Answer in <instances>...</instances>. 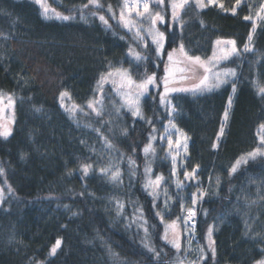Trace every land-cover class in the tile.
Segmentation results:
<instances>
[{"label":"trees","instance_id":"16d2710c","mask_svg":"<svg viewBox=\"0 0 264 264\" xmlns=\"http://www.w3.org/2000/svg\"><path fill=\"white\" fill-rule=\"evenodd\" d=\"M47 1L64 14L87 3ZM101 2L105 7H117L118 13L123 5V0ZM261 2L264 0H243L235 16L218 7L223 3L225 9H231L235 0H218L217 5L199 12L189 8L182 13L183 30L175 26L177 40L167 50L178 47L181 38L190 55L203 59L210 55L217 39L235 40L242 50L252 27L243 17H254ZM41 11L35 0H0V93L12 95L15 101L12 135L0 139V166L17 195L16 203L0 208V264H171L177 254L161 239L163 225L156 213L161 212L164 222L183 217L192 207L191 194L198 188L207 195L198 201L201 208L196 234L204 240L208 227L213 226L216 248L215 260L209 258L206 264H252L259 260L264 247L260 238L264 236V158L249 161L229 175L236 159L257 147L258 126L264 123V99L251 83L260 66L250 68L247 64L255 57L245 54L243 61L234 57L229 63L241 65V79L219 142L216 137L231 86L196 96L171 94L176 107L173 121L189 137L188 152L178 172L182 175L199 165L198 179L182 180L185 187L178 190L161 156L149 161L143 152L150 134L157 133L167 118L166 107L154 96L144 97L141 104L151 124L127 114L118 123L108 118L103 122L75 121L60 104L61 91H67L69 100L79 106L94 99L97 82L110 65L112 69H130L134 79L142 78L144 65L136 68L129 55V48L136 47L132 33L108 15L110 29L95 17L89 16L87 22L79 16L59 21L45 19ZM253 46L264 53V23H257ZM163 64L150 52L149 74H161ZM95 128L111 141L112 149L104 146ZM214 143H218L216 149ZM129 157L135 161L132 169ZM82 163L92 164L87 176L80 169ZM146 164L152 169L151 178L164 176L168 208L164 207L163 191L153 207L151 190L144 187ZM109 166L119 168L122 182H112L100 172ZM141 216L148 222L152 246L160 252L158 262L143 247ZM245 221L251 229L248 235H244ZM57 239L62 241L61 247L50 256ZM184 254L179 255L182 258Z\"/></svg>","mask_w":264,"mask_h":264},{"label":"snow or ice","instance_id":"6c2138e0","mask_svg":"<svg viewBox=\"0 0 264 264\" xmlns=\"http://www.w3.org/2000/svg\"><path fill=\"white\" fill-rule=\"evenodd\" d=\"M243 0H235L234 6L231 9H225L223 3L218 4V0H124L119 13V22L122 26L132 33L133 40L136 43V47L142 49L137 51L133 48H129V55L133 58V62L136 68H139L141 64L144 65L145 71L140 79H133V74L130 69L125 68H114L111 65L110 70L106 73H102L97 82V91L99 92V98L90 100L87 104V108L94 113L96 117L102 118L104 114V85L106 83H111L114 91L121 98V105L116 109L117 113L120 112L121 108H126L133 117L144 119L146 123L151 124V119L144 116L141 106V98L150 95L152 88H158L160 84L163 85V92L159 93V103L165 106L168 110V115L171 117L176 113V107L171 103V94L173 93H188L193 96L202 95L205 93H211L213 91L220 90L226 85L231 86V94L228 97L227 105L223 112V117L221 121V126L219 133L217 134V142L225 133V128L227 127V122L230 116V110L233 106V97L238 91V83L241 79V72L238 71L237 67H221L222 63L229 61L233 57L242 59L245 54H252L255 57L253 60L249 61L250 68L253 65L264 67V53H258L253 46V36L257 30V23H264V2L258 5L255 11V16L246 15L243 17L245 21H251L252 27L247 37V42L243 45V49L237 47L235 40H221L217 39L215 41L216 47H214L212 56L203 59L198 55H190L189 51L186 50L185 45L182 41L179 43L178 47H172L171 51L167 48L175 44L177 40L176 25L180 26L181 31L183 30L185 21L183 19L182 13L186 12L189 8H195L198 12L212 5H217L224 11H230L232 15L237 14V9L241 7ZM35 3L39 5L41 15L45 19H55L59 21H71L76 19V15L72 14L70 10L69 14H64L52 8L47 0H35ZM105 5L101 0H87V3L81 5L80 7L74 9L75 13L79 15L81 21L87 22L88 17L98 18L99 21L105 26L106 29H110L112 26L109 24V18H106L101 12L104 10ZM158 9V10H154ZM107 12L111 13V18L116 17V13L113 11L112 6L107 5ZM170 12V15H169ZM167 17V19H166ZM145 24L147 27H145ZM203 25V21H201ZM123 38V37H122ZM150 39V44L148 43ZM150 52L154 53L155 59L163 61L164 56L167 57V62L164 64V75L163 77H158L155 72L151 74L147 71V63L150 60ZM159 67V65H155ZM261 74L257 73V79L251 81L259 95L264 99V84H261L259 76ZM192 81L190 86H183L185 82ZM69 98V93L67 91H61L59 95V100L61 107L69 113L70 118L76 119L77 112L84 113V109L79 105L73 104L71 107H66L64 104L65 98ZM4 95L0 93V105L4 103ZM14 106L15 101L11 95L7 96V104L0 107V138L7 140L12 135L11 124L15 122L14 120ZM5 108L11 109L13 115L5 122L3 118V113ZM35 111H41L40 108H36ZM87 115L88 113H84ZM103 122V121H102ZM86 127H91V125H86ZM97 132L100 138L103 140L104 146L107 149H112L114 145L111 141L103 135L99 128L93 129ZM153 133L156 131L153 128ZM165 136L160 137L162 140H166L168 155L171 157L172 172L171 175H176L177 168V158L181 156V152L185 155L188 152V139L189 137L177 128L176 124L172 119L168 120V125L164 129ZM123 134L127 135V129L123 130ZM176 135L177 138L173 140V136ZM258 137V145L252 151L241 155L236 159L234 164L229 170V175L235 174L242 165H247L249 161H255L257 158H264V123L258 126L256 133ZM157 139L155 135L149 136V143L143 148L145 156L148 154L155 155L156 149L153 146V142ZM84 143V141H81ZM213 149L218 147V143L212 145ZM95 151V149H93ZM21 159H24V155H21ZM130 169L135 167V161L129 157ZM80 169L83 176H87L92 169V164L82 163ZM198 169L199 165H196L192 171L185 170L183 175L185 180H197L198 179ZM100 172L104 175L109 176L112 182H122V176L119 168L112 170L111 166L106 168H101ZM110 173V175H109ZM152 173L151 167L146 164L145 166V176L149 177L144 185L145 189L149 191V195L153 197V207H156L155 200L163 191L165 195L164 207L168 208L167 203L168 197L167 188L163 187L165 178L163 175H157L154 179L151 178ZM71 174V173H69ZM5 175V169L0 166V176ZM131 175H135V171L131 172ZM6 183V181H5ZM176 188L182 190L185 187L183 181L176 180ZM217 183L219 180L217 179ZM6 191L11 194L14 192L10 184L7 185ZM207 195V192L200 190L198 192L191 194V203L196 205L198 201L202 200ZM5 200V188L0 187V204ZM254 204L255 201H252ZM67 207V206H65ZM122 208L123 205H120ZM183 209V205H181ZM247 207H251L248 204ZM186 216L177 217V220L168 223L165 228L161 239L165 241L166 244L171 245L176 252V259L174 264H185L184 259L180 257L182 251L181 244V233L178 231V220H182L184 225V233L189 236L195 235V207H188L186 209ZM75 215V213H73ZM160 217L161 223H164V217L161 212L156 213ZM218 219L223 220V217H218ZM142 223L139 225L143 229L144 238L142 240L143 247L150 253L154 255L157 262L160 257V252L152 246L149 239L150 232L147 226V220L143 219L141 216ZM246 231L244 235H248L251 230L247 221H245ZM257 236L260 234L257 233ZM253 236L252 239H255ZM264 240V236H260ZM207 240H208V250L211 253V259L214 261L216 257L215 240L213 239V226H209L207 229ZM62 241L57 239L55 244L51 247L49 255L55 256L58 249L61 247ZM189 245H191V240H189ZM111 252V249H109ZM187 252L188 250H184ZM261 258L256 260L254 264H264V247L260 248ZM115 255V254H113ZM209 260L205 249L201 246L199 249V257L196 261H189L188 264H206ZM41 264V262H38Z\"/></svg>","mask_w":264,"mask_h":264},{"label":"rangeland","instance_id":"374dc122","mask_svg":"<svg viewBox=\"0 0 264 264\" xmlns=\"http://www.w3.org/2000/svg\"><path fill=\"white\" fill-rule=\"evenodd\" d=\"M123 2H124V0H123ZM166 2H167V0H166ZM52 8H54V7H52ZM116 8L117 7H112L113 11L116 13V17L114 19H115L116 23L121 28L125 29L122 26V24L119 22V13L120 12L118 13L117 10H116ZM56 10L59 11L58 9H56ZM154 10H158V9H154ZM72 14L73 15H76V17L79 16L75 12L72 13ZM101 14H104L106 16V18H107V15L111 17V13H108L107 12V6L104 8V10L101 12ZM169 15H170V12H169ZM166 19H167V17H166ZM145 27H147L146 24H145ZM125 30H127V29H125ZM221 40H230V39H221ZM148 43L150 44V39H148ZM214 47H216L215 42L213 43L212 51H211L210 55L207 58H209V57L212 56ZM131 48H133V49H135L137 51H140L135 46H132ZM169 51H171V50H169ZM207 58H204V59H207ZM232 59H230L229 61L223 62L222 65H221V67H224V66H226V67H233V66L229 65V63L231 62ZM241 60L243 61V58ZM166 62H167V57L165 56L164 57V64ZM164 64H163V68H162V73L161 74H158V77H163V75H164V71H163ZM247 64L250 65L249 62ZM258 73L261 74L259 76V79H260L261 84H264V67H261L260 66V72H258ZM255 74L256 75L254 76V79H257V72H255ZM191 83H192V81L185 82V84L183 86H190ZM162 92H163V85L160 84V86L158 88H152L150 95H147V96H154L156 98V100H158V102H159V95L158 94L159 93H162ZM2 94L4 95L5 99H4L3 105H0V107H3L4 105L7 104V96H9L8 94H5V93H2ZM104 94H105L104 95V100H103V103H104V114H103V117L102 118H98V117L95 116L94 113H91V110L87 108V104H88L87 103V104H85L83 106H80V107H82L84 109V113H88V114L85 115L84 113H81V112L78 111L75 121H78L79 120V121H82V122H88V120H95V119L96 120L103 121L105 118H108L109 121H112V122L116 121L118 123V121H121V120H123L126 117V114L129 115L131 118H137V117H133L131 115V113L126 108H121L120 112L117 113L116 109L120 107L122 101H121L120 96L117 95L116 92L114 91L113 86H112V84L110 82L109 83H106L104 85ZM94 98L95 99H98L99 98V92L98 91H97V94H96V96ZM143 98H141V104H142V99ZM13 99H14V97H13ZM64 104H65L66 107H71L74 103H72L69 100V98L66 97L65 98V101H64ZM165 112L167 113L166 121L163 123L162 127L159 128L158 132L154 134L157 137V139L153 142V146L156 149L155 155H157V156L160 155L161 156V161H164L165 165H167V167L170 170V174H169V176H171L170 180L172 181V183L174 185H176L175 182H176L177 176L179 174L178 169L182 166V161H183L182 158L185 156V154L183 152H181V156L177 158L176 175L175 176H172L171 175V172H172V163H171V157L167 154L168 153L167 142H166V140L160 139V137L165 136L164 129L168 125V120L169 119H172V120L174 119V114L175 113L173 114V116L170 117L168 115L167 108H165ZM12 115H13L12 110L5 108V111L3 113L4 121L6 122ZM14 120H15V113H14ZM11 128L13 130L14 123L11 124ZM176 138H177V136L174 135L173 136V140H175ZM0 139H3V138H0ZM155 155H153L151 153L148 154L147 156H149V161H151L153 159L152 157H154ZM149 161H147V162L149 163ZM183 173L184 172H182V175L179 174V178H180L181 181L185 179ZM152 179H154V178H152ZM5 181L6 180L4 179V176H0V187L5 188V200H4V202L2 204H0V208H8V207L12 206L14 203H16V201H17V195L15 194V192L9 194L6 191L7 185L9 183L7 181L5 183ZM192 207H195V209H196V216H195V235L194 236H189L187 233H184V231H183L184 225H183L182 220H178L177 221V223L179 225L178 231L181 233V244H182V251H181V253H185L184 256L182 257V259H184L185 264H188L189 261H196V260H198V257H199V249H200L201 246L205 249V252L207 253V255H208V252H209V258H211V253L208 250L207 234L205 235V239L204 240H202L201 238H199V236L196 234L197 221H198V216H199V211H200L201 206L198 205V203H197L194 206L192 205ZM186 214L187 213L185 211L184 216H186ZM173 220H177V217H174L173 219L162 223V225H163L162 235H163L165 226L168 223H171V221H173ZM189 240H191V245H189ZM184 250H188V251L185 252ZM174 262H175V260H173V262L171 264H174ZM252 264H254V263H252Z\"/></svg>","mask_w":264,"mask_h":264}]
</instances>
